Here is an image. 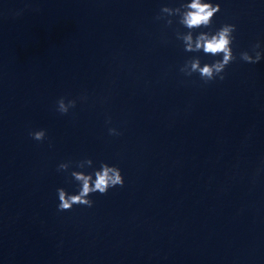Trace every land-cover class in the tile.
I'll list each match as a JSON object with an SVG mask.
<instances>
[{
  "label": "water",
  "instance_id": "1",
  "mask_svg": "<svg viewBox=\"0 0 264 264\" xmlns=\"http://www.w3.org/2000/svg\"><path fill=\"white\" fill-rule=\"evenodd\" d=\"M161 2L0 0V264H264V61L186 76ZM225 20L237 53L264 39L261 0ZM85 155L127 183L62 211L57 164Z\"/></svg>",
  "mask_w": 264,
  "mask_h": 264
},
{
  "label": "clouds",
  "instance_id": "2",
  "mask_svg": "<svg viewBox=\"0 0 264 264\" xmlns=\"http://www.w3.org/2000/svg\"><path fill=\"white\" fill-rule=\"evenodd\" d=\"M222 9L223 0H162L156 19L173 27L176 40L185 53H189L180 65V71L186 76L198 75L204 82L223 80L228 66L238 58L253 64L264 61V39H257L237 53L238 24L229 20L217 24L216 17ZM87 98L86 94L80 97L62 95L56 101V110L67 114L78 100ZM106 123L109 134H122V130L112 124L111 116H108ZM29 135L42 141L48 138V129L33 128ZM57 169L65 172L73 185L71 190L63 185L56 189L57 207L62 211L77 204L92 207L96 203L94 193H107L127 183L124 169L119 163L97 160L91 155L62 160L57 164Z\"/></svg>",
  "mask_w": 264,
  "mask_h": 264
}]
</instances>
